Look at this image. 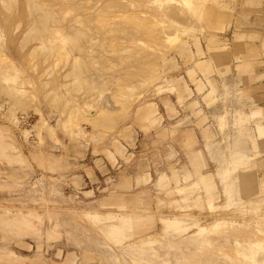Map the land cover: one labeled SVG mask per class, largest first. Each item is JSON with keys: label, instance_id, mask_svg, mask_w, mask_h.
Listing matches in <instances>:
<instances>
[{"label": "rangeland", "instance_id": "obj_1", "mask_svg": "<svg viewBox=\"0 0 264 264\" xmlns=\"http://www.w3.org/2000/svg\"><path fill=\"white\" fill-rule=\"evenodd\" d=\"M237 1L0 0V264L264 259V193L228 170L242 144L198 62Z\"/></svg>", "mask_w": 264, "mask_h": 264}, {"label": "crops", "instance_id": "obj_2", "mask_svg": "<svg viewBox=\"0 0 264 264\" xmlns=\"http://www.w3.org/2000/svg\"><path fill=\"white\" fill-rule=\"evenodd\" d=\"M234 11L236 14L230 18V34L228 36L217 35V42L220 44L216 45V49L206 52L210 60L202 58L198 62L206 60L212 63L210 74L206 73V75L211 76L215 81L214 97L216 101L210 109H214L218 113L230 111V120H228L230 123V149L231 142L235 144L239 140L242 144L241 148L233 150L234 155L230 160L228 170L232 173L249 162L250 169L246 168L242 172L244 173V184L247 182L250 184L244 185L242 190L253 194L257 191L264 193V0H238ZM200 51L205 52L203 47ZM201 104L203 109L208 108L205 103ZM238 111V118L233 120L231 116ZM212 126L219 127L216 124L211 125L207 121L201 123L199 128L194 126L193 129L197 130V139L202 141V130ZM237 128L242 130V137L237 136ZM182 131L191 135L189 128ZM105 166L108 171L112 168L109 162H106ZM236 174L238 173L234 175ZM206 175L207 173L200 174L201 183L203 177L207 178ZM223 177L222 180L225 179ZM203 186L205 187L204 184ZM182 189V186L178 188L179 191ZM229 198L230 203L236 201L233 199L231 191ZM212 204L214 208L219 207L214 202ZM252 209L254 218L260 220L264 217L263 207L261 208L259 205ZM49 233V235L47 233L49 238L58 237L56 232ZM256 235L253 241L258 240L259 247L251 248L254 252L263 247L262 242L264 241V235L261 232ZM247 256L254 257L252 253ZM259 261L264 262V259H259Z\"/></svg>", "mask_w": 264, "mask_h": 264}, {"label": "bare ground", "instance_id": "obj_3", "mask_svg": "<svg viewBox=\"0 0 264 264\" xmlns=\"http://www.w3.org/2000/svg\"><path fill=\"white\" fill-rule=\"evenodd\" d=\"M161 36H162V35H161ZM202 228H204V227L201 226V229H202ZM49 234H50V233H49ZM51 234H52V233H51ZM253 244H256V243L253 242ZM254 246H255V245H251V247L255 248L256 246H255V247H254ZM12 257H13V255H12ZM12 257H11V258H12ZM14 258L17 259V257H14ZM14 258H13V259H14ZM18 260H19V259H18ZM21 260L23 261L24 259H21ZM21 260H20V261H21ZM14 261H15V260H14ZM21 263H22V262H21ZM254 264H264V262H260L259 260H256V261H254Z\"/></svg>", "mask_w": 264, "mask_h": 264}]
</instances>
